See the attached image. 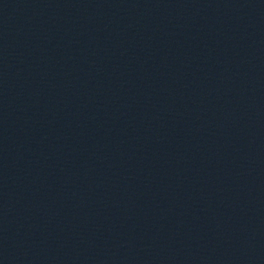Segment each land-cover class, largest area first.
<instances>
[{
  "label": "water",
  "instance_id": "95a60500",
  "mask_svg": "<svg viewBox=\"0 0 264 264\" xmlns=\"http://www.w3.org/2000/svg\"><path fill=\"white\" fill-rule=\"evenodd\" d=\"M0 264H264V0H0Z\"/></svg>",
  "mask_w": 264,
  "mask_h": 264
}]
</instances>
